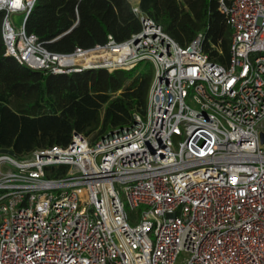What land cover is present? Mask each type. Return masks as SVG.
Masks as SVG:
<instances>
[{
    "label": "built area",
    "instance_id": "2783aa9c",
    "mask_svg": "<svg viewBox=\"0 0 264 264\" xmlns=\"http://www.w3.org/2000/svg\"><path fill=\"white\" fill-rule=\"evenodd\" d=\"M127 1L136 34L62 54L25 31L37 0H0L4 56L31 71H153L130 127L0 154V264H264V0H218L225 64Z\"/></svg>",
    "mask_w": 264,
    "mask_h": 264
},
{
    "label": "trees",
    "instance_id": "16d2710c",
    "mask_svg": "<svg viewBox=\"0 0 264 264\" xmlns=\"http://www.w3.org/2000/svg\"><path fill=\"white\" fill-rule=\"evenodd\" d=\"M230 0H225L228 4ZM140 11L178 45L202 36L201 49L225 64L231 30L218 0H139ZM0 14V150L16 157L38 149L67 146L74 133L91 142L130 127L144 116L152 66L134 72L103 70L65 76L44 75L4 56ZM77 26L66 36L56 40ZM140 29L127 0H37L25 31L53 53H70L122 42Z\"/></svg>",
    "mask_w": 264,
    "mask_h": 264
},
{
    "label": "water",
    "instance_id": "95a60500",
    "mask_svg": "<svg viewBox=\"0 0 264 264\" xmlns=\"http://www.w3.org/2000/svg\"><path fill=\"white\" fill-rule=\"evenodd\" d=\"M77 26V23L66 33H64L63 35L59 36L56 40L61 39L62 37L68 35L75 27ZM0 154H7V155H13L11 151L9 150H0Z\"/></svg>",
    "mask_w": 264,
    "mask_h": 264
},
{
    "label": "rangeland",
    "instance_id": "374dc122",
    "mask_svg": "<svg viewBox=\"0 0 264 264\" xmlns=\"http://www.w3.org/2000/svg\"><path fill=\"white\" fill-rule=\"evenodd\" d=\"M134 4L136 3V1L133 2ZM15 21L17 22V24L19 23L20 21V18H15ZM181 259H182V256L179 257V259L177 260L176 264H180L181 262Z\"/></svg>",
    "mask_w": 264,
    "mask_h": 264
}]
</instances>
